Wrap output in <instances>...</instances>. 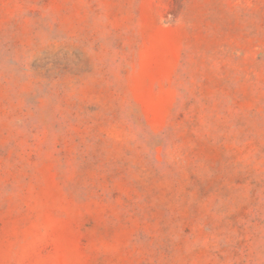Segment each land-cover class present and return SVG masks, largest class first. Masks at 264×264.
I'll return each mask as SVG.
<instances>
[{"label": "rangeland", "instance_id": "374dc122", "mask_svg": "<svg viewBox=\"0 0 264 264\" xmlns=\"http://www.w3.org/2000/svg\"><path fill=\"white\" fill-rule=\"evenodd\" d=\"M0 264H264V0H0Z\"/></svg>", "mask_w": 264, "mask_h": 264}]
</instances>
